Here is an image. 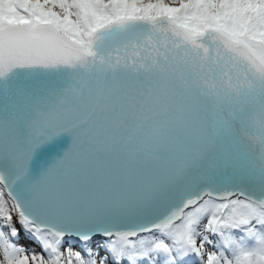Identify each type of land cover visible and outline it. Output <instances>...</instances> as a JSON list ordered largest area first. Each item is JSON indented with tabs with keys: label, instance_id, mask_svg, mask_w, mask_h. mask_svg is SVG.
<instances>
[{
	"label": "snow or ice",
	"instance_id": "obj_1",
	"mask_svg": "<svg viewBox=\"0 0 264 264\" xmlns=\"http://www.w3.org/2000/svg\"><path fill=\"white\" fill-rule=\"evenodd\" d=\"M0 264H264V0H0Z\"/></svg>",
	"mask_w": 264,
	"mask_h": 264
}]
</instances>
